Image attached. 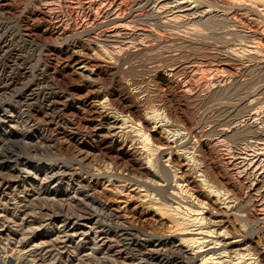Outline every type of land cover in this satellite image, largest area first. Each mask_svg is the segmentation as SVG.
I'll list each match as a JSON object with an SVG mask.
<instances>
[{
  "label": "bare ground",
  "instance_id": "6f19581e",
  "mask_svg": "<svg viewBox=\"0 0 264 264\" xmlns=\"http://www.w3.org/2000/svg\"><path fill=\"white\" fill-rule=\"evenodd\" d=\"M35 1L42 5L41 9L28 8L24 10L25 17L40 21L45 29L29 27L28 36L57 35L62 41L45 42V47L51 53L54 51L59 57H65V61L55 65L47 55L42 54L41 69L38 67L40 65L31 62L28 65L21 46L14 44L13 34L7 35L0 29V51L8 64L6 72L3 70L6 76L0 77V91L21 86L20 80L24 81L22 91H16L15 88V94L12 92L21 106L7 105L13 112L26 113L24 117L21 114L18 116L26 125L24 129L35 127L43 130L44 122L39 121L41 124L33 117L35 103L48 107L46 110L38 108L35 116L44 118L48 124L57 123L69 129V135L63 132L66 134L63 138H52L51 135L47 138L48 135H45L48 142H44L51 150L57 145L63 158H72V165L67 166L65 163L64 166L60 162L62 166L50 165L44 172L36 168L40 165H35L33 169L36 170L35 176L39 172L44 174V178L41 176L42 185L57 182L53 199L60 201L68 197H83V200H89L90 207L83 214H69L71 211L64 209L66 206L63 208V204L62 209L55 213L50 211L52 205H48L50 208L47 206L49 209L45 205L46 208H39L37 206L42 202L37 201V205L23 206L21 211L26 212L23 222L28 223V215L39 208L46 215L43 221L47 226L61 222L64 229L60 232L65 233L66 238H80L81 245L83 239L90 242L89 253L86 254L91 259L90 264H260V261L264 264V237L258 236L259 229L253 230L255 225H264V215L261 213L262 207L264 209V200L261 202L264 199V121L261 125L259 122L257 124L255 111H250L255 108L256 98H251L246 91L247 79H240L238 70L233 66L235 62L246 66V63L253 61L264 65V49L259 39L253 36L252 44L241 42L240 46L225 49L222 58L230 64L223 62V67L229 72V81L224 77L226 72H223L221 79H214L205 93L201 94L200 91V94H195L193 90L197 77L190 73L185 78L180 77L182 70L177 67L178 56L173 51L201 42L208 35L207 29L220 25L227 29V34L239 37L237 19L226 11L227 8H210L206 5L209 9L200 10L195 0H79L78 7H75L80 10L83 20L78 15L79 10L72 11L74 8L68 5L71 8L69 24L53 12L54 7L51 9V5L46 6L51 1H64L67 5L69 0ZM260 2L263 4L264 0ZM0 10L9 15L15 10V5L11 0H0ZM215 68L220 69L219 66ZM195 70L194 73L198 72ZM50 75L63 83L67 80L77 81L80 87L75 89L74 85H68L66 92L60 96L56 92L55 99H52L43 85ZM196 80L199 82L198 78ZM66 96H71V101L65 99ZM210 103L216 106V115H209L208 110L202 109ZM3 108V103H0V112L9 110ZM68 114L71 119L67 117ZM1 118V135L12 134L13 127H9L11 123L8 125V121H2ZM19 120L10 122L18 124ZM24 133L30 138L33 131ZM227 141H245L242 150L254 146L258 154L251 162L240 166L228 159L227 152L223 153ZM68 146L76 148L77 152L68 155ZM88 179H105L107 184L116 186L118 193L128 192L125 203L134 198L147 202L155 215L135 210L132 220L128 221L117 207L97 201L89 194ZM3 181L0 182V200L1 189L7 184ZM63 183H67L66 188H63ZM45 190H38L33 195L41 197ZM118 208L121 209V206ZM164 219L168 221L170 230L159 232L161 228L158 227ZM80 221L83 223L80 224ZM151 223L158 224V230L149 228ZM237 223L239 229L235 227ZM31 231L30 234L33 233ZM34 235L33 240L29 241L39 252L35 263L40 264L44 257L51 256V248L48 241H43L44 235L37 231ZM60 235L57 229L55 237L62 238ZM46 237L51 238L52 235L46 234ZM254 255H258L261 260L257 261ZM12 256L0 250V264L10 261H14L10 264H21L29 259L21 253H17L14 259Z\"/></svg>",
  "mask_w": 264,
  "mask_h": 264
},
{
  "label": "rangeland",
  "instance_id": "374dc122",
  "mask_svg": "<svg viewBox=\"0 0 264 264\" xmlns=\"http://www.w3.org/2000/svg\"><path fill=\"white\" fill-rule=\"evenodd\" d=\"M14 5H15V10L17 11H12V13H8L9 15L7 14H3L2 10H0V29L2 30V33H5L7 35H12V39L14 41V44L17 46V45H20L21 46V52L22 54L26 57L25 60L28 62L27 64L28 65H31V63L33 65H40L38 66L40 69L43 67V61H42V57L43 56L42 54H45V56L47 55V57H49L53 63L55 65H60L62 64L65 60V57L64 58H61L59 57L54 51H52L51 53V50H47V48L45 46L46 43L45 42H48V41H55V42H61L62 40L58 37H56L57 35H43V36H39L37 35L35 38H32V37H29L28 36V31H27V28H34V29H38V30H44L45 27L40 23V21L38 22V20H34V19H31V18H28L25 17L26 15V12L24 10H27L28 8H34V9H41L42 5L38 2H36L35 0H11ZM197 1V2H196ZM200 1V2H199ZM203 1V2H202ZM210 1V2H208ZM236 1V3L234 2ZM260 0H195V4L197 5V8H199L200 10H204V9H209L210 8H217V7H222V8H227L226 11H228L231 15H234L236 17V24L238 25V29L240 30L239 32V37L236 36L235 38L232 37L231 35L227 34L225 31L227 29H225V27L223 25H220V26H216L214 28H210V29H207V32H208V35L205 36V38L201 41V42H194V44L192 45H188V46H183V47H178L177 50L173 51V53L177 54L176 56H178L177 58V67L180 68L182 71L180 77L181 78H185L189 75V73L191 75H195L194 77L198 78L199 82L195 79V89L193 90V93L195 94H200V91H201V94L205 93L206 92V89H208L209 87L212 86V81L217 80L218 78L221 79V76L224 75L225 78H227V81H229L230 79V75L229 72L227 71L226 67H223V62H226V61H223L224 58L223 55L225 53V49H228L229 47H235V46H240L239 43L241 42H251L249 44H252L253 42V39L254 37H256V39L261 42V46L263 47L264 49V2L263 4H261ZM53 4H52V3ZM50 4H44L46 6H49L51 5V9H54L53 12H56V14L60 15L61 18H63L65 20L66 23H71L70 21V10L71 8H74L72 9L73 10H76L78 11L79 9L76 8L78 7L77 5H79V0H69L67 1V5H65V2L63 1H51ZM55 2V3H54ZM234 2V3H233ZM238 2V3H237ZM239 2H242V3H239ZM247 4H245V3ZM258 2V3H257ZM35 3V4H34ZM42 3H46V2H42ZM64 3V4H63ZM207 3V4H206ZM214 3V4H213ZM223 3V4H222ZM232 3V4H231ZM35 6H34V5ZM72 4H75V5H72ZM199 4V5H198ZM202 4V5H201ZM212 7H211V5ZM219 4V5H218ZM244 4V5H243ZM256 4V5H255ZM61 5V6H60ZM68 5L69 8H68ZM206 5L209 6L206 8ZM228 5V6H227ZM250 5H252V7H250ZM74 6V7H73ZM76 6V7H75ZM217 6V7H216ZM249 6V7H248ZM54 7V8H53ZM245 7H247L245 9ZM258 7V8H257ZM63 8V9H62ZM234 8V9H232ZM66 9V10H65ZM70 9V10H69ZM245 9V10H244ZM254 9H256L257 11H254ZM234 10V11H233ZM262 10V12H261ZM247 11V12H246ZM254 13H253V12ZM59 12V13H58ZM78 15L80 17L81 20H83V15L80 14V10L78 11ZM63 13V15L61 14ZM252 13V14H251ZM256 13V14H255ZM258 13V14H257ZM65 14V15H64ZM68 14V15H67ZM238 14H240L238 16ZM4 15V16H3ZM20 17H19V16ZM81 15V16H80ZM243 15V16H242ZM68 16V17H67ZM240 17V18H239ZM257 19V20H256ZM18 20V21H17ZM3 21V22H2ZM28 22V23H27ZM241 23V24H240ZM40 24V25H39ZM243 24V25H242ZM30 25V26H29ZM3 26V27H2ZM244 26V28L242 27ZM4 28V29H3ZM43 28V29H42ZM220 30H217L219 29ZM224 28V29H223ZM246 28V29H245ZM222 29V30H221ZM256 29V30H255ZM252 30V31H251ZM217 31V32H216ZM223 33H222V32ZM254 31V32H253ZM26 32V33H24ZM16 33V34H15ZM250 33V34H249ZM253 33V34H252ZM18 34V35H17ZM21 34V35H20ZM38 34H41L40 32ZM245 35L246 37H244L243 35ZM249 34V36L247 35ZM241 35V36H240ZM258 35V36H257ZM24 36V37H23ZM47 36V37H45ZM55 36V37H54ZM221 36V37H220ZM227 36H230V37H227ZM254 36V37H253ZM15 37V39L13 38ZM20 37V39H19ZM29 37V38H28ZM34 37V36H33ZM224 37V38H223ZM258 37V38H257ZM19 39V41L17 39ZM25 40H24V39ZM207 38V39H206ZM228 38V39H227ZM248 38H251V39H248ZM32 39V40H31ZM37 39V40H36ZM46 40V41H45ZM58 40V41H57ZM61 40V41H60ZM236 40H239V41H236ZM245 40V41H244ZM27 41V42H26ZM33 41V42H32ZM232 42V43H231ZM20 43V44H19ZM29 43V44H28ZM32 43V44H31ZM45 44V45H44ZM204 44V45H203ZM227 44V45H226ZM35 45V46H34ZM44 45V46H43ZM222 45V46H221ZM233 45V46H232ZM20 46H18L20 48ZM30 46V47H29ZM41 46V47H39ZM43 46V47H42ZM192 46V47H191ZM197 46V47H196ZM23 47V48H22ZM26 47V48H25ZM32 47V48H31ZM190 47V48H189ZM34 48V49H33ZM43 50L42 52H40V49ZM43 48V49H42ZM180 48V49H179ZM204 48V49H203ZM37 49V50H36ZM188 49V50H187ZM46 50V51H45ZM222 50V51H221ZM33 51V52H32ZM179 51V52H177ZM182 51V52H181ZM218 51V52H217ZM224 51V52H223ZM35 52V54H34ZM46 52V53H45ZM41 53V54H40ZM181 53V54H180ZM3 53L0 51V77H4V74L6 76V73L3 72V70L5 69V72H6V65L7 64V61L6 59L4 58V55H2ZM32 55V56H31ZM41 55V56H40ZM35 56V57H34ZM181 56V57H179ZM38 57L40 58L38 60ZM31 60H30V59ZM190 58V59H189ZM194 58V59H193ZM222 58V59H221ZM30 60V61H29ZM42 61V62H40ZM194 61H197V62H194ZM31 62V63H30ZM37 62V63H36ZM39 62V63H38ZM185 62V63H184ZM199 62V63H198ZM215 62V65L213 64ZM220 62V63H219ZM57 63V64H56ZM180 63V65H179ZM188 63V64H187ZM191 63V64H190ZM194 63V64H193ZM201 63V64H200ZM207 63V64H206ZM228 63L230 64V62H226V65H228ZM257 63L256 61H253V62H248L246 63V66L244 65H240V64H233L234 68H236L238 70V73H239V77L240 79H247V92L249 93V95L252 97H255L256 98V102L254 103V107L253 109H251L250 111L251 112H254L255 113V116L257 117V124L261 125V122L264 121V65H260V64H255ZM2 64V66H1ZM5 66H4V65ZM183 64V65H182ZM186 64V65H185ZM196 64V65H195ZM200 64V66H199ZM217 64V65H216ZM253 64L255 66H253ZM189 65V66H188ZM202 65V66H201ZM237 65V66H236ZM240 65V66H238ZM192 66V67H191ZM199 66V68H198ZM216 66H219L220 69L219 70H216ZM250 66V67H249ZM262 66V67H261ZM3 67V69H2ZM206 68L204 71V68ZM214 71H213V69ZM246 67V70L245 68ZM249 67V68H247ZM259 67V68H258ZM192 70H190V69ZM201 68L203 70H201ZM209 68V69H208ZM251 68V69H250ZM253 68V69H252ZM195 69L198 70V72H193ZM211 69V71H210ZM2 70V71H1ZM195 70V71H197ZM208 70L210 72H208ZM225 70V71H224ZM250 70V71H248ZM185 71V72H183ZM192 71V72H191ZM219 71V73L217 72ZM221 71V72H220ZM17 73V70L15 71L14 70V73ZM218 73L219 77H217L218 75L215 74V73ZM224 72V73H223ZM188 73V74H187ZM193 73V74H192ZM245 73V74H244ZM252 73V74H251ZM197 75V76H196ZM200 75V76H199ZM205 75V76H204ZM185 76V77H184ZM227 76V77H226ZM51 78H53L51 75L49 76ZM47 78L46 80H44L45 82L43 83L44 87H45V90L46 92L52 97V99H55V96L58 94L59 96L63 93V92H66V88L71 86V85H74L75 89H78L80 86H79V82L77 81H73L72 80H67L65 83L61 82V81H58L57 79L53 78ZM213 77V78H212ZM244 77V78H243ZM22 78V77H20ZM209 79V80H208ZM251 79V80H249ZM56 80V81H55ZM21 86L22 84H24V81L21 79ZM23 81V82H22ZM201 81V82H200ZM209 81V82H208ZM59 82V83H58ZM71 82V83H70ZM77 82V83H76ZM249 82V83H248ZM199 83V84H198ZM45 84H48V85H45ZM207 84V85H206ZM64 85V86H63ZM69 85V86H68ZM200 85V86H198ZM20 86V85H19ZM15 86V87H12L13 89H3L2 91H0V103L2 104L3 103V107L5 108H9L7 105H11V106H18L19 105L21 106L20 103L17 102V98H15L13 96V93L15 94L16 91H22L24 86H22L23 88L21 89V86ZM50 86V87H49ZM209 86V87H208ZM19 87V88H18ZM48 87V88H47ZM15 88L17 89L15 92ZM47 88V89H46ZM19 89V90H18ZM21 89V90H20ZM59 89V90H57ZM250 89V90H249ZM54 90V91H53ZM61 90V91H60ZM65 90V91H64ZM196 90V91H195ZM203 90V91H202ZM52 91V92H51ZM13 92V93H12ZM54 92V93H53ZM57 92V94H56ZM198 92V93H197ZM203 92V93H202ZM53 93V94H51ZM252 93L254 94L252 96ZM3 94V95H2ZM55 95V96H54ZM7 96V97H6ZM9 97V98H8ZM71 96H66V98H69L67 100H70L71 101ZM7 101H6V100ZM12 99H13V102H12ZM15 99V100H14ZM64 99V100H65ZM5 101V102H4ZM17 102V103H16ZM193 105H196L194 104V102H192ZM15 104V105H14ZM40 104L38 103H35L33 105V110H34V114H33V117H35V119L42 124L43 126V130L42 129H35V127H32L30 129H28V127L25 128V124L24 122H21L22 120L20 119L19 114H21L23 117L26 115V113H18V112H13L12 111V108L6 112V111H3V112H0V117L2 119V121H8L7 124L9 125L10 123V128L11 126L13 127L12 128V134H9L7 136H3L1 135V132H0V182L2 183H7V187L6 185H4V187H2L1 191L2 192V199L0 200V250L2 251H7L9 255H17V253H21V254H26V256H28L29 259H26V261H22L23 263L21 264H36L35 263V259H36V255L39 253L37 252L36 248L34 249L33 246H31L30 244V241L33 240L34 238V234H35V231L39 232L41 235H44L45 238L43 239V241H48L49 242V245H50V252L49 254H51L50 257H48V255L46 256V258L44 257L43 261L40 263V264H90L92 263L91 262V259L88 255H86L87 253H89V249H90V242L87 240V239H83V244L81 245L80 242V238H77V239H74V240H70L68 238H66L65 236V233H61L60 231H62L64 228H62V223L61 222H56L55 224L53 225H50V226H47V223L44 222L43 220L45 219L46 215L45 213H41L40 212V207L39 206H43L45 205L46 207L48 205H52L51 208L50 206H48L50 208V211L52 212H55V213H58L61 209H62V205L65 204L63 206L64 209H67L70 213L69 214H83L84 212H86L85 210H87L90 205H89V200H87L86 198H84V200L82 199L83 197H76V198H71V197H68V198H65L66 201L68 202H64V200H56V199H53V196H54V193H56V186H57V182H53V183H43V185L41 184V179L42 177L44 178V174H41L40 172H44L45 169L47 167H50V165H56V166H62V164L65 166L67 164V166H70L69 164L72 165L73 163V160L72 158H68L65 156V158L67 159H70V160H63L62 159H65L63 158L64 156L59 152V150L57 149V145L56 147L51 148L48 147L47 144H45L44 140L46 142H48L47 138L51 137H59V138H63L65 137V135H69V129L68 128H62L63 126H60L58 125L57 123H49L48 124V121L45 120L44 118H40V116L36 115L35 116V111L38 110V108H41L42 110H46L48 107L46 106V104ZM208 105V106H207ZM210 105V106H209ZM207 107V108H206ZM3 108V109H5ZM24 108V107H22ZM261 108V109H260ZM204 110H208V114L209 115H216L217 113V110H216V106L213 105L212 103L210 104H206V106H203ZM257 109V110H255ZM6 110V109H5ZM203 112V110H201ZM211 111V113H210ZM215 111V113H214ZM258 111V112H257ZM12 112V113H11ZM3 113V114H2ZM11 113V114H10ZM14 113V114H13ZM248 114V112H246ZM246 114V115H247ZM245 115V116H246ZM244 116V117H245ZM7 119H6V118ZM17 117V118H16ZM68 118L71 119L70 115L68 114L67 115ZM243 117V119H244ZM247 117V116H246ZM245 117V118H246ZM6 119V120H5ZM19 120L18 124H15L14 122H10L11 120ZM40 119V120H39ZM263 119V120H262ZM1 121V120H0ZM47 121V122H46ZM21 122V123H20ZM246 121L243 122V124H245ZM259 122V123H258ZM14 123V124H12ZM20 124V126H19ZM24 124V125H23ZM48 124V125H47ZM57 124V125H56ZM242 124V125H243ZM17 128V129H16ZM23 128V130H22ZM62 128V129H61ZM47 129V131H46ZM29 130L33 131L32 133V136L29 138L27 136L26 133H24L25 131H28ZM24 131V132H23ZM63 132H65L66 134H63ZM22 134V135H21ZM24 134V135H23ZM43 135V136H42ZM45 135H48L47 138ZM64 135V136H63ZM6 137V138H5ZM9 137V138H8ZM46 138V139H45ZM38 140V141H37ZM42 141H43V145L42 144ZM38 142V143H37ZM245 142V141H243ZM242 142V143H243ZM242 143H237V142H231V141H227L223 148L225 150H223V153H226L227 154V157L228 159H230L231 161L235 162L236 164H239L240 166L242 164H247L249 162H251L253 159H255V157L257 156L258 154V150L257 149H254L256 147H248L246 148V150L244 149V146H243V149L244 151L242 150ZM33 144V145H32ZM241 144V145H240ZM48 147L46 149V147ZM67 147V146H66ZM229 148V149H228ZM48 149H50L51 152L48 153ZM55 149H57V152L55 151ZM254 149V150H253ZM75 150V151H74ZM54 151V152H53ZM67 152H68V155H73L74 153L77 152L76 148H73V147H69L68 146V149H67ZM51 153V154H50ZM53 153V154H52ZM57 153L58 156H57ZM255 153V154H254ZM56 154V156H55ZM52 156V157H51ZM15 158V159H14ZM60 158V159H59ZM62 158V159H61ZM249 159V160H248ZM252 159V160H251ZM40 160V161H39ZM59 161V163H58ZM67 161H72L71 163H67ZM10 162V163H9ZM53 162V163H52ZM62 164H61V163ZM242 162V163H241ZM33 164L32 166L30 164ZM38 163V164H37ZM50 163V164H49ZM57 163V164H56ZM66 163V164H65ZM26 164V165H25ZM29 164V167L26 168V166ZM11 165H13L11 167ZM25 165V166H24ZM35 165H40V166H37L36 168H39V170H42L40 171L37 175L35 176V172L36 170H34L33 168L35 167ZM15 167V168H14ZM25 167V168H23ZM30 168V169H29ZM41 168V169H40ZM13 169H17L16 171H14ZM24 170V172L21 170ZM26 170L28 173H26ZM32 171V172H31ZM31 172V174L29 173ZM19 173V174H18ZM27 174V175H26ZM19 175V176H18ZM42 176V177H41ZM41 177V178H40ZM83 177V176H82ZM5 178V179H4ZM29 178V179H28ZM7 180V181H6ZM23 180V181H22ZM90 187H89V194L94 198L96 199L97 201H103V202H106V203H109L111 206L113 207H117V209L124 214V216L126 217V219L128 221H131L132 220V215H133V212H135V210H140V211H143L145 213H148L149 215H155V211L151 208L148 207L147 205V202H141L140 200L138 201L137 199H131L130 202H127L125 203V200L126 198L128 197V192H122V193H118L116 191V186L115 185H111V184H107L106 183V180L105 179H88ZM68 182V181H66ZM41 184V185H40ZM49 185V186H46V185ZM63 188H66L67 186V183H63ZM25 185V186H24ZM32 185V186H31ZM52 186V187H51ZM16 187V189H15ZM34 187V188H33ZM19 188V189H18ZM56 188V189H55ZM22 189V190H21ZM24 189V190H23ZM41 190L42 192L45 190L44 193H42V196L40 197V199H37L39 198L38 196L36 197V195H33L34 193L36 192H39L38 190ZM22 191V192H21ZM26 191V192H25ZM29 192V193H27ZM31 192V193H30ZM45 194V197H43ZM48 194V195H47ZM49 196L50 200L48 197ZM28 198H26V197ZM52 198H51V197ZM34 197V199H33ZM4 198V199H3ZM25 198L27 200H25ZM44 198H47V199H44ZM56 198H59V197H56ZM21 199V200H20ZM37 199V200H36ZM44 199V201H43ZM52 199V201H51ZM72 199V200H71ZM79 199V200H78ZM7 200V201H6ZM20 200V201H19ZM31 200H32V203H31ZM35 200V201H34ZM48 200V201H47ZM82 200V201H81ZM86 200V201H85ZM264 199H261V202H263ZM6 201V203L4 202ZM28 201V202H27ZM37 201H41V205H38L37 207H39L37 209V211L35 210V213H30L28 215V217L26 218L28 220V223H24L23 222V218L25 217L24 214L26 212H22L21 210L24 209L23 206H26V205H35ZM60 203H59V202ZM62 201L64 203H62ZM79 203H77V202ZM108 201V202H107ZM22 202V203H21ZM55 202V203H54ZM83 202V203H82ZM84 202H85V205H84ZM88 204H87V203ZM29 203V204H28ZM39 203V202H37ZM49 203V204H48ZM57 203V204H56ZM55 204V205H54ZM264 204V203H263ZM37 205V204H36ZM60 205V206H59ZM82 205L84 207H82ZM147 205V206H146ZM4 206V207H3ZM5 206H7V208H5ZM18 206V207H17ZM45 206H43V208H46ZM79 206V207H78ZM81 206V207H80ZM86 206V208H85ZM89 206V207H88ZM119 206H121V209L118 208ZM2 207V208H1ZM47 207V209H49ZM78 207V208H77ZM4 208V209H3ZM19 208V209H18ZM80 208V209H79ZM126 208V209H125ZM15 210V211H14ZM20 210V211H19ZM74 210V211H73ZM18 215H17V213ZM39 211V213H38ZM6 212V213H5ZM14 212V213H13ZM128 213V214H127ZM261 213L262 215H264V209L262 207V210H261ZM9 216V218L11 217L12 215V218H10V221H9V218L8 216L6 217L5 215ZM3 215V216H2ZM33 217H30L32 216ZM42 215V217H41ZM18 216V217H17ZM4 217V219H3ZM156 217V216H155ZM40 218V220H39ZM42 218V219H41ZM3 219V220H2ZM9 222H8V221ZM11 220H14V221H11ZM17 220V221H16ZM31 220V221H30ZM36 222H35V221ZM6 221V222H5ZM16 221V222H15ZM25 221V220H24ZM38 221V223H37ZM60 221V220H59ZM3 222V223H2ZM12 222V223H11ZM19 222V223H18ZM22 222V223H21ZM7 223V225H5ZM15 223V224H14ZM18 223L19 225L17 226ZM80 224L83 223V221H80L79 222ZM167 220H163V225L160 223V226L158 228H161V231L158 230L157 226L155 223H151L149 226L152 227V229H156L159 231V232H166L167 230H170V226H169V223ZM9 224V225H8ZM24 224V225H23ZM28 224V225H27ZM32 224V226H31ZM37 224V225H36ZM154 224V225H152ZM3 225V227H2ZM19 227V226H21ZM30 225V226H29ZM72 224H69V226H71ZM162 225V227H161ZM165 225V227H164ZM168 225V226H167ZM239 224L237 223L235 225V227L237 229L240 228ZM10 226H12L10 228ZM19 228L17 229L16 228ZM28 226H29V229H28ZM52 226V227H51ZM57 226V227H56ZM155 226V227H153ZM6 227V228H5ZM61 227V228H60ZM25 228V229H24ZM255 228V229H254ZM259 229L260 233L258 234V236H263L264 237V225L261 226H254L253 227V230L257 231V229ZM27 229V230H26ZM57 229L59 230V234H61L60 237H58V239L56 238L57 236ZM61 229V230H60ZM10 230V231H9ZM32 230V231H31ZM56 230V231H55ZM166 230V231H165ZM9 231V232H8ZM18 231V233H17ZM22 231V232H21ZM33 232V233H29V232ZM53 231V233H52ZM263 231V232H262ZM14 232V233H12ZM28 232V233H27ZM44 233V234H43ZM10 237H9V235ZM29 236H28V235ZM46 234L48 235H52L51 238L49 237H46ZM261 234V235H260ZM5 235V236H4ZM28 238H26V237ZM57 239H55L54 241V237ZM65 238H64V237ZM9 237V239L7 238ZM66 240H64V239ZM5 239V240H4ZM6 239H8V241H6ZM15 239V240H14ZM20 240V241H19ZM22 240V241H21ZM30 240V241H29ZM60 240V241H59ZM64 240V241H63ZM41 241V240H40ZM78 241V242H77ZM9 244H8V243ZM53 242V243H51ZM76 242V243H75ZM18 243V244H17ZM20 243H23L21 245H19ZM36 243V242H35ZM63 243V244H62ZM65 243V244H64ZM67 243V244H66ZM72 245H70V244ZM6 244V245H5ZM27 244V245H26ZM9 245V246H8ZM15 248H14V246ZM52 245V246H51ZM53 245H54V248H53ZM56 245V246H55ZM78 245V246H77ZM3 246V247H2ZM5 246V249H3ZM18 249H17V247ZM64 246V247H63ZM82 246V247H81ZM7 247V248H6ZM23 247V248H22ZM29 247V248H28ZM78 247V248H77ZM29 250H28V249ZM32 248V249H31ZM59 248V249H57ZM62 248V249H61ZM66 251H65V249ZM84 248V249H83ZM8 249V250H7ZM20 249V250H19ZM23 251H22V250ZM27 249V250H26ZM81 249V250H80ZM85 249H87V251L85 252ZM13 250H15V253L13 252ZM25 250V251H24ZM60 250V251H58ZM62 250V251H61ZM70 252H69V251ZM84 250V251H82ZM21 251V252H19ZM32 251V252H31ZM11 252V253H10ZM13 252V253H12ZM60 252V253H59ZM67 252V253H66ZM32 253V254H31ZM35 253V254H34ZM71 253V254H70ZM245 253H249V252H245ZM14 256H12V259H14ZM34 256V257H33ZM255 257L258 258V255H254ZM32 260H31V258ZM52 257H56L55 259L52 258ZM59 257H60V260H59ZM69 257V258H68ZM86 257V258H85ZM68 258V259H67ZM85 258V259H84ZM48 259H50L48 261ZM53 259H54V263H53ZM58 259V260H57ZM66 259V260H65ZM72 259V260H71ZM47 260V261H46ZM68 260V261H67ZM80 260V261H79ZM261 258L259 257L257 259V261H260ZM17 261V260H16ZM33 263H32V262ZM46 261V262H45ZM52 261V262H51ZM89 261V262H88ZM10 262H14V261H10ZM10 262L8 263H5V264H10ZM27 262V263H26ZM70 262V263H69ZM88 262V263H87ZM260 264H263L262 261L259 262ZM1 264H4V262H2ZM116 264V262H115ZM118 264V262H117ZM120 264V263H119ZM241 264V263H240Z\"/></svg>",
  "mask_w": 264,
  "mask_h": 264
}]
</instances>
